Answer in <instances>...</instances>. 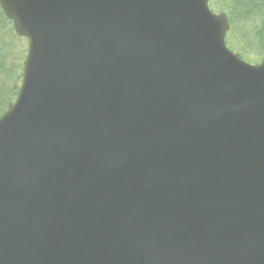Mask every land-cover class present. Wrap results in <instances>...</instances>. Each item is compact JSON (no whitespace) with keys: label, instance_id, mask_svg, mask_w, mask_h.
I'll return each mask as SVG.
<instances>
[{"label":"water","instance_id":"95a60500","mask_svg":"<svg viewBox=\"0 0 264 264\" xmlns=\"http://www.w3.org/2000/svg\"><path fill=\"white\" fill-rule=\"evenodd\" d=\"M210 1L0 0V264H264V60Z\"/></svg>","mask_w":264,"mask_h":264},{"label":"rangeland","instance_id":"374dc122","mask_svg":"<svg viewBox=\"0 0 264 264\" xmlns=\"http://www.w3.org/2000/svg\"><path fill=\"white\" fill-rule=\"evenodd\" d=\"M211 7L215 12L227 14L229 20V30L226 40L228 44L241 54L243 59L249 63L259 64L264 60V0H211ZM254 7V8H251ZM246 8L248 12L246 11ZM253 11V12H252ZM2 27V29H1ZM4 29L15 33L13 42L2 46L0 41V103L10 102L7 111L16 102L21 89L24 66L29 41L25 37H19L13 25V22L5 19L0 22V35ZM1 40V38H0ZM6 56V59H5ZM8 56V57H7ZM22 70V71H21ZM18 73V74H17ZM21 76V77H20ZM9 92H6V89ZM2 113L0 108V117Z\"/></svg>","mask_w":264,"mask_h":264},{"label":"trees","instance_id":"16d2710c","mask_svg":"<svg viewBox=\"0 0 264 264\" xmlns=\"http://www.w3.org/2000/svg\"><path fill=\"white\" fill-rule=\"evenodd\" d=\"M251 8H254V7H251ZM246 11L248 12V10H247V8H246ZM253 12V11H252ZM5 19H8L7 17H6V15L4 14V12H3V10H2V7H1V4H0V22L1 21H3V20H5ZM8 20H10V19H8ZM11 21V20H10ZM1 29H2V27H1ZM7 31H8V29H4V27H3V33L4 32H6V33H4V34H6V35H0V38H1V42H3L2 43V46H5V44H11L12 42H13V36H15V33H13L11 30L7 33ZM16 32V31H15ZM17 34V33H16ZM10 35H11V37L12 38H10ZM18 35V34H17ZM19 36V35H18ZM19 37H21V36H19ZM5 43V44H4ZM8 57V56H7ZM5 59H6V56H5ZM1 66V68H3V66L2 65H0ZM22 67V70H23V66H24V64L22 63V65H21ZM0 68V69H1ZM21 70V71H22ZM18 74V73H17ZM20 75H23V72H22V74H20ZM21 77V76H20ZM2 92V90H1V87H0V93ZM6 92H9V89L7 88L6 89ZM0 98H2V97H0ZM9 104H10V102H8V101H5V99H4V102L3 103H0V108L2 109V113H4L5 111H7L6 109H7V107H9Z\"/></svg>","mask_w":264,"mask_h":264},{"label":"flooded vegetation","instance_id":"af4514ba","mask_svg":"<svg viewBox=\"0 0 264 264\" xmlns=\"http://www.w3.org/2000/svg\"><path fill=\"white\" fill-rule=\"evenodd\" d=\"M228 43V42H227ZM228 46H229V48L235 53V54H237L238 56H240L241 58H243L242 56H241V54L240 53H238V51H236L233 47H231L229 44H228Z\"/></svg>","mask_w":264,"mask_h":264}]
</instances>
